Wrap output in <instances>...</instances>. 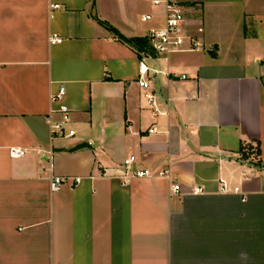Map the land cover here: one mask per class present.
I'll return each instance as SVG.
<instances>
[{
	"label": "crops",
	"instance_id": "obj_1",
	"mask_svg": "<svg viewBox=\"0 0 264 264\" xmlns=\"http://www.w3.org/2000/svg\"><path fill=\"white\" fill-rule=\"evenodd\" d=\"M154 1L0 0V264H264V0H176L211 50L168 57L96 20L147 40Z\"/></svg>",
	"mask_w": 264,
	"mask_h": 264
},
{
	"label": "built area",
	"instance_id": "obj_2",
	"mask_svg": "<svg viewBox=\"0 0 264 264\" xmlns=\"http://www.w3.org/2000/svg\"><path fill=\"white\" fill-rule=\"evenodd\" d=\"M163 1L156 0L154 5H160ZM166 7L165 24L160 29H152L147 35V42L151 51L159 57H168L173 54L183 53V52H198V51H210L211 49L205 44L204 41L198 39L197 37L190 36L186 30V11L185 7L179 4L176 0H165L163 2ZM60 5L54 4L50 6L52 11L59 10ZM53 17V15H52ZM151 15L144 16L142 18L143 22H150L152 20ZM62 38L57 34L51 36V44H61ZM140 87H147L145 76L148 73V68L145 64V59L140 66ZM186 77L183 76V79ZM65 88H61L59 93L52 96V103H58L62 100L64 96ZM148 103L152 107H156V102L154 96L148 97ZM155 114H158L156 108H154ZM72 124V119L70 113L66 110L62 113V121L60 123L52 125V135L54 138H72L75 136V130L67 128ZM155 129L150 130V134H153ZM25 151L17 148H12L10 150V156L12 158H22L24 157ZM52 167V157L49 158ZM133 163V159L127 160L124 163L125 172L121 175L120 181L122 185L129 184L134 179H145V178H163L169 179L170 172L163 171L159 172L156 176L149 170H137L131 171L130 166ZM70 179L62 178L59 176H52L50 179V189L53 192L59 191L65 184L68 183ZM73 180V179H72ZM75 184L80 182L79 179L73 180ZM234 192H239L235 189ZM204 191L201 188H194L192 190L193 195L203 194ZM221 193L228 194L229 190L226 186H222ZM173 194L176 197L181 196V187L178 184L173 186Z\"/></svg>",
	"mask_w": 264,
	"mask_h": 264
},
{
	"label": "trees",
	"instance_id": "obj_3",
	"mask_svg": "<svg viewBox=\"0 0 264 264\" xmlns=\"http://www.w3.org/2000/svg\"><path fill=\"white\" fill-rule=\"evenodd\" d=\"M92 2L94 3L95 0H92ZM98 21V23L104 27H107L110 31L114 32L118 38L123 41L125 44L131 46L132 48H134L137 52L139 53H146L148 56L151 55H155L151 49L149 48L148 42L146 39H134V40H128L126 38H124L122 35H120L114 28L108 26L106 23L96 19ZM243 153H244V157H246L245 154V149L243 148ZM249 151H251V149H249ZM256 153L259 155L261 153L260 151V146L257 145L256 147Z\"/></svg>",
	"mask_w": 264,
	"mask_h": 264
}]
</instances>
